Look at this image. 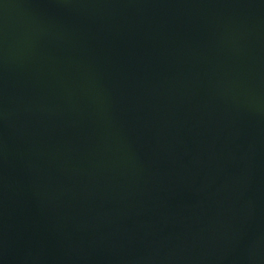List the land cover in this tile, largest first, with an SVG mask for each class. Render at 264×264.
I'll use <instances>...</instances> for the list:
<instances>
[{"label": "water", "instance_id": "95a60500", "mask_svg": "<svg viewBox=\"0 0 264 264\" xmlns=\"http://www.w3.org/2000/svg\"><path fill=\"white\" fill-rule=\"evenodd\" d=\"M0 264H264V0H0Z\"/></svg>", "mask_w": 264, "mask_h": 264}]
</instances>
